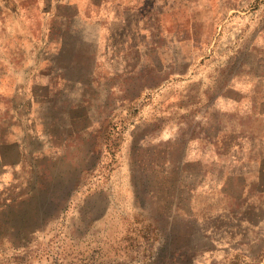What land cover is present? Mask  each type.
<instances>
[{
  "label": "rangeland",
  "instance_id": "rangeland-1",
  "mask_svg": "<svg viewBox=\"0 0 264 264\" xmlns=\"http://www.w3.org/2000/svg\"><path fill=\"white\" fill-rule=\"evenodd\" d=\"M0 4V139L51 132L0 196V264H264V0H133L35 96Z\"/></svg>",
  "mask_w": 264,
  "mask_h": 264
},
{
  "label": "crops",
  "instance_id": "crops-1",
  "mask_svg": "<svg viewBox=\"0 0 264 264\" xmlns=\"http://www.w3.org/2000/svg\"><path fill=\"white\" fill-rule=\"evenodd\" d=\"M14 1L19 4L13 16L21 18L13 23L27 26L21 31L28 33L25 47L28 56L23 69L28 74L23 87V77H19L18 84H10L11 95L24 90V94L35 96L38 87L57 88L50 80H62L65 85L67 80L77 83L72 81H77L84 71L83 45L84 41L88 42L84 36L87 29L96 26L97 31L106 20L104 17L115 18L134 9L133 0H25L29 4ZM3 8L1 5V14L8 15L10 12L6 13ZM55 33L58 34L55 36ZM28 122L26 132L13 125L8 135L0 139V196L6 192L5 185L12 182L15 170L28 155L40 154L51 135L38 119L31 117ZM32 143L39 144V148L32 150Z\"/></svg>",
  "mask_w": 264,
  "mask_h": 264
}]
</instances>
